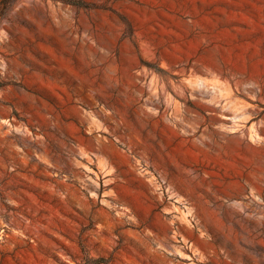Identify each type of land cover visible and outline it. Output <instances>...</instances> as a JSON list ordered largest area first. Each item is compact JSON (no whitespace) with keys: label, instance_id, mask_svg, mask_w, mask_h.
I'll list each match as a JSON object with an SVG mask.
<instances>
[{"label":"rangeland","instance_id":"rangeland-1","mask_svg":"<svg viewBox=\"0 0 264 264\" xmlns=\"http://www.w3.org/2000/svg\"><path fill=\"white\" fill-rule=\"evenodd\" d=\"M0 264H264V0H0Z\"/></svg>","mask_w":264,"mask_h":264},{"label":"bare ground","instance_id":"bare-ground-1","mask_svg":"<svg viewBox=\"0 0 264 264\" xmlns=\"http://www.w3.org/2000/svg\"><path fill=\"white\" fill-rule=\"evenodd\" d=\"M230 105H232V103H230Z\"/></svg>","mask_w":264,"mask_h":264}]
</instances>
